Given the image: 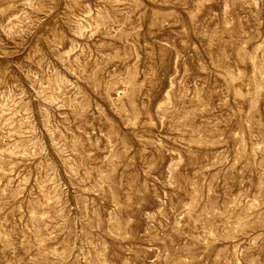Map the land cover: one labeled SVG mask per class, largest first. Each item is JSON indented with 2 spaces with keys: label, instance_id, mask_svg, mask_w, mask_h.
<instances>
[{
  "label": "rangeland",
  "instance_id": "obj_1",
  "mask_svg": "<svg viewBox=\"0 0 264 264\" xmlns=\"http://www.w3.org/2000/svg\"><path fill=\"white\" fill-rule=\"evenodd\" d=\"M0 264H264V0H0Z\"/></svg>",
  "mask_w": 264,
  "mask_h": 264
}]
</instances>
